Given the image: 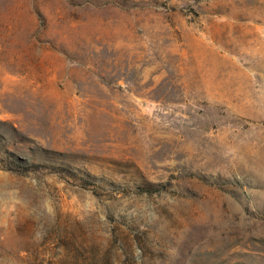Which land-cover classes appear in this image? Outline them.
Segmentation results:
<instances>
[{
	"label": "rangeland",
	"instance_id": "obj_1",
	"mask_svg": "<svg viewBox=\"0 0 264 264\" xmlns=\"http://www.w3.org/2000/svg\"><path fill=\"white\" fill-rule=\"evenodd\" d=\"M0 264H264V0H0Z\"/></svg>",
	"mask_w": 264,
	"mask_h": 264
}]
</instances>
